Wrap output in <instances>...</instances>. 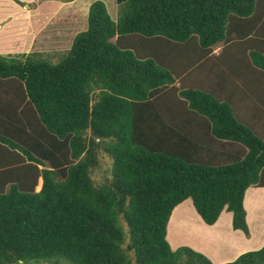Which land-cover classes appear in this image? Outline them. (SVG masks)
<instances>
[{"label":"trees","instance_id":"trees-1","mask_svg":"<svg viewBox=\"0 0 264 264\" xmlns=\"http://www.w3.org/2000/svg\"><path fill=\"white\" fill-rule=\"evenodd\" d=\"M116 1V21L90 4L58 63L0 55V264H214L167 239L188 198L205 223L226 209L250 234L264 125L241 121L219 85L236 48L264 74V0ZM195 66L218 85L188 82ZM101 151L111 176L97 181ZM223 264H264V245Z\"/></svg>","mask_w":264,"mask_h":264},{"label":"crops","instance_id":"crops-1","mask_svg":"<svg viewBox=\"0 0 264 264\" xmlns=\"http://www.w3.org/2000/svg\"><path fill=\"white\" fill-rule=\"evenodd\" d=\"M20 1H22V4L29 5V0ZM62 1L59 6L70 5L78 11V15L84 9L89 10L91 4L90 0L84 1L88 3L87 7L84 4L80 5V0ZM14 2L16 1L0 0L2 4H11ZM20 8L25 7L21 5ZM55 10L62 11L63 9L56 6ZM31 34L37 36V33L34 31ZM24 36L21 38L22 51L28 53L31 49H27V45L29 44L24 43ZM30 45V48L34 47V50H31L34 52L33 54L46 53V51L38 49L35 46L36 44L33 43V46L32 44ZM45 47L51 48L52 45L47 43ZM217 51L219 54H217ZM235 51L236 53H234L231 62L232 69H226L220 72L223 81L219 85V90H225L224 95L227 96V100L231 103L234 113L241 121L249 125L253 124L255 127L262 126L264 125V74L254 75L257 71L255 67L253 69L247 60L244 63H240L237 56L241 55V50L236 48ZM222 53V45H218L210 52V57L213 56V58L215 57L217 59L216 57L221 56ZM191 70L188 73V82L194 84L206 82V85L209 82H213L215 83L214 85H218L217 75L209 73L204 68L199 70L198 66H195ZM181 116V121L193 119V117L198 119L197 115L195 117L191 113H184ZM187 201L189 200L186 199L185 202L183 201L174 208L168 223L167 239L173 249L187 245L208 256L214 264H223L235 260L247 251L260 249L264 245V186L250 187L245 194L244 206L247 211L246 219L250 230L248 236L243 230L233 228V213L231 211L225 209L217 222L209 225L204 222L195 207L194 213L189 211L188 207H190V204H187ZM176 210L177 212L175 213Z\"/></svg>","mask_w":264,"mask_h":264},{"label":"rangeland","instance_id":"rangeland-1","mask_svg":"<svg viewBox=\"0 0 264 264\" xmlns=\"http://www.w3.org/2000/svg\"><path fill=\"white\" fill-rule=\"evenodd\" d=\"M15 1L17 3H0V55L7 60L24 59L28 57V55L33 54L34 52L31 50H34V47L30 48V44L33 46L34 43L38 49L46 51V58H49L54 63H58L70 48L73 36L87 28V9H84L81 14L78 15V11L70 5L59 6L63 2L62 0H29L28 3L30 6L25 4V8H20L22 1ZM80 1V5L84 4L85 7L88 6V3L84 2L86 0ZM93 1L95 0H90V3ZM103 1L106 3L109 14L116 21L124 7L120 6L116 0ZM56 6L61 7L63 10H55ZM33 31L37 33V36L31 34ZM23 36L24 43L29 44L27 45V49H31L28 53L22 51L21 38ZM47 43L51 44L52 47H45ZM99 158V166L96 171H94V178L97 181H102L101 179L104 175L108 174V177L111 176L109 169L112 166V158L105 151L100 152ZM41 183L42 179L39 180L37 189L40 188ZM188 200L189 201L186 202L190 204L188 209L194 213L195 206L191 198H188ZM124 227L126 228V226ZM128 242L129 240L127 238L125 245ZM24 264L56 263L54 261L36 262L33 260Z\"/></svg>","mask_w":264,"mask_h":264},{"label":"clouds","instance_id":"clouds-1","mask_svg":"<svg viewBox=\"0 0 264 264\" xmlns=\"http://www.w3.org/2000/svg\"><path fill=\"white\" fill-rule=\"evenodd\" d=\"M67 1H69V0H67ZM42 187V186H41ZM41 187L39 188V189H37V190H40L41 189Z\"/></svg>","mask_w":264,"mask_h":264},{"label":"built area","instance_id":"built-area-1","mask_svg":"<svg viewBox=\"0 0 264 264\" xmlns=\"http://www.w3.org/2000/svg\"><path fill=\"white\" fill-rule=\"evenodd\" d=\"M217 54H219V52L217 51Z\"/></svg>","mask_w":264,"mask_h":264}]
</instances>
